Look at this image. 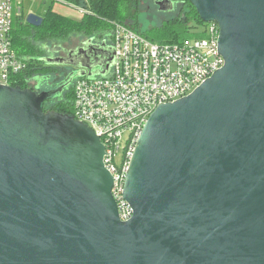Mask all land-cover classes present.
I'll return each mask as SVG.
<instances>
[{"label": "water", "instance_id": "95a60500", "mask_svg": "<svg viewBox=\"0 0 264 264\" xmlns=\"http://www.w3.org/2000/svg\"><path fill=\"white\" fill-rule=\"evenodd\" d=\"M187 1L224 64L146 120L126 221L94 132L44 111L53 90L0 85V264H264V0ZM68 59L46 61L98 74Z\"/></svg>", "mask_w": 264, "mask_h": 264}, {"label": "built area", "instance_id": "2783aa9c", "mask_svg": "<svg viewBox=\"0 0 264 264\" xmlns=\"http://www.w3.org/2000/svg\"><path fill=\"white\" fill-rule=\"evenodd\" d=\"M12 2L0 0V85L7 86H14L16 76L27 68L12 49ZM79 15L83 17L85 12ZM112 26V61L108 67H98L94 77L74 80L70 115L100 139L103 164L113 178L118 216L126 221L132 212L122 198L123 183L146 120L157 106L191 94L224 61L217 50L219 29L214 22L199 26L197 38L177 44L152 42L119 23Z\"/></svg>", "mask_w": 264, "mask_h": 264}, {"label": "trees", "instance_id": "16d2710c", "mask_svg": "<svg viewBox=\"0 0 264 264\" xmlns=\"http://www.w3.org/2000/svg\"><path fill=\"white\" fill-rule=\"evenodd\" d=\"M137 1L138 0H90L89 9L90 14L83 16L80 20L70 19L66 16L59 15L52 11V3L47 7L43 14L42 24L40 27H32L30 25H23L14 30L13 46L21 56L29 55L27 60V68L23 73L16 76L14 86L22 89L30 88L35 90L36 86L33 81L36 78L44 77L49 73L48 69L44 68L37 59L41 57L44 52L42 45H62L63 43H70L71 37L85 38L86 42L89 38L97 35L111 34L113 23L125 25L135 32L140 33L152 42L177 44L190 34L187 32V27L190 23L202 26L203 23L198 18L194 8L186 0V6L181 9L178 14H166V20L155 22L146 31H139L131 22L137 18ZM78 4L80 3L77 2ZM121 7H126V11H122ZM134 20V22H135ZM196 36V35H195ZM81 42V41H80ZM71 44V43H70ZM25 57V56H24ZM45 74V75H43ZM43 84V83H42ZM48 87V82L44 80V85ZM42 90L43 89H39ZM48 91V90H44ZM50 99V98H49ZM47 99L43 103L44 111L53 110L61 114H71V104L73 101L72 91H69L62 98L49 101Z\"/></svg>", "mask_w": 264, "mask_h": 264}, {"label": "flooded vegetation", "instance_id": "af4514ba", "mask_svg": "<svg viewBox=\"0 0 264 264\" xmlns=\"http://www.w3.org/2000/svg\"><path fill=\"white\" fill-rule=\"evenodd\" d=\"M150 4L159 14H178L186 6V0H151ZM110 38V34L105 33L102 36L95 35L86 42L76 39L77 45L68 44L60 47L57 56L64 59L69 58L68 60L76 64L82 60L83 63L92 65V71H96L101 66L108 67L112 61ZM79 71L80 68L72 65L58 66L52 71L47 90H53L56 93L50 97L49 101L62 98L63 95L72 91L73 82L78 78Z\"/></svg>", "mask_w": 264, "mask_h": 264}, {"label": "rangeland", "instance_id": "374dc122", "mask_svg": "<svg viewBox=\"0 0 264 264\" xmlns=\"http://www.w3.org/2000/svg\"><path fill=\"white\" fill-rule=\"evenodd\" d=\"M64 2H70V6L72 5L71 8L68 9H72L75 10L76 12L80 13V12H85V15L90 14L91 10L89 9L90 0H63ZM80 3L78 4L77 2ZM38 2V0H23V2H21V5L23 6V12H24V18L26 17V15H28L29 13H31L35 7V3ZM65 2V3H66ZM151 0H138L137 1V18L134 22V20H132V24L135 25L134 27L136 29H138L139 31H146L149 27H151L152 25L155 24V22L160 23V21H165L166 20V14H159L158 12H156V10L151 7ZM20 4V0H15L13 3V6L15 8V5ZM53 6V5H52ZM126 7H121L123 13L127 12ZM68 9H66V7H57V12H59L60 14L64 15V16H68V17H73V18H77L76 14L73 12H70ZM83 15V16H85ZM187 32H188V36L186 37V39H195L197 38V36H195V33L200 29V27L197 24H192L190 23L187 27ZM112 30V28H111ZM76 36L71 37L70 38V43L72 46L77 45L76 43ZM85 38H79V41H83ZM69 43V44H70ZM67 45V44H65ZM88 72V71H87ZM39 84L44 85V81H39ZM38 87H36L35 89H37ZM48 89V88H47ZM38 91H42V90H38ZM44 91V90H43ZM123 149H124V144L122 142V148L118 154V158H117V162L119 163V161L122 158V154H123Z\"/></svg>", "mask_w": 264, "mask_h": 264}, {"label": "crops", "instance_id": "0c3cea01", "mask_svg": "<svg viewBox=\"0 0 264 264\" xmlns=\"http://www.w3.org/2000/svg\"><path fill=\"white\" fill-rule=\"evenodd\" d=\"M14 1L15 0H13V2H12V31H11V42H12V49H13V51L15 52V54L17 55V57H18V59H20L23 63H25L26 64V66H27V60H28V56L29 55H24V56H21L20 54H18V52H17V50L15 49V47L13 46V41H12V39H13V31L14 30H16L17 28H19V27H21V28H23L22 26L23 25H26L25 24V18H24V12H23V6L21 5V2H23V0H20V4H17V5H15V8H14V6H13V3H14ZM50 2L52 3V11L54 12V13H57V14H59V15H62V14H60L59 12H57V7L59 6V7H66V9H68V8H71L72 7V5L70 6L69 4H70V2H64L63 0H59V2L58 1H53V0H38V2H36L35 3V7H34V9H33V11L31 12V13H34V14H36L37 16H39V17H41L42 18V16H43V14L45 13V11L47 10V7H48V5L50 4ZM73 8V7H72ZM70 12H73V13H75L76 14V16H77V18H73V17H68V16H66V17H68V18H70V19H74V20H80L82 17L79 15V13L78 12H76L75 10H72V9H68ZM27 16V15H26ZM62 16H64V15H62ZM42 21H43V18H42ZM18 24H19V27H18ZM40 27V26H39ZM35 28H37V27H35ZM111 35V34H110ZM65 44H67V43H63L62 45H55V44H51V45H42V49H43V55H41V57H38L39 59H37V61L39 62V64H41L44 68H46V69H48L47 71H45V73L46 72H48L49 74L48 75H46V76H44V77H39V78H36L35 79V81H33L34 82V84L38 87V89H43V90H47V88L49 87H44V86H41V88H39V86H40V84L38 83L39 81H46V82H48V81H50V79H49V77H50V75H52L53 74V72L52 71H54L55 69H57L58 68V66H56V65H54V64H52V63H48L46 60L47 59H53V58H55V57H58L57 55V52H50V50H52V49H55V48H60V47H62V46H64ZM68 45V44H67ZM43 75H45V74H43Z\"/></svg>", "mask_w": 264, "mask_h": 264}]
</instances>
